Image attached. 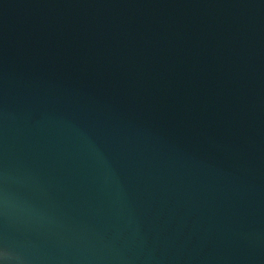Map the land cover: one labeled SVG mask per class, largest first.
Segmentation results:
<instances>
[{"label":"water","instance_id":"1","mask_svg":"<svg viewBox=\"0 0 264 264\" xmlns=\"http://www.w3.org/2000/svg\"><path fill=\"white\" fill-rule=\"evenodd\" d=\"M0 264H264V0H0Z\"/></svg>","mask_w":264,"mask_h":264}]
</instances>
